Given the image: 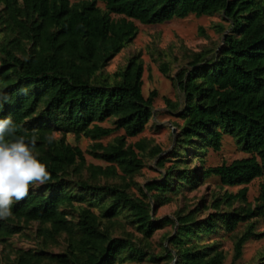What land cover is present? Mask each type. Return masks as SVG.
Listing matches in <instances>:
<instances>
[{
	"label": "trees",
	"instance_id": "16d2710c",
	"mask_svg": "<svg viewBox=\"0 0 264 264\" xmlns=\"http://www.w3.org/2000/svg\"><path fill=\"white\" fill-rule=\"evenodd\" d=\"M190 15H220L227 26L217 24L223 40L189 51L174 76L171 61L159 64L182 94L166 99L181 122L172 151L159 157L158 145L127 140L154 117L157 92L143 95L142 52L114 73L106 68L137 38L135 22L155 26ZM0 93L9 98L0 118L11 117L26 142L37 136L34 155L51 176L0 220L5 248L36 229V249L11 247L4 264H224L225 234L237 264L249 241L264 238V185L254 203L247 199V186L264 177V0H0ZM107 121L114 127L101 126ZM120 130L108 145L98 142ZM70 135L91 140L86 153L108 166L88 164ZM225 135L250 157L206 168L202 156L220 152ZM156 158L162 178L141 186L136 178ZM211 177L221 192L188 199ZM174 202V218H158ZM168 226L173 231L155 253L150 240Z\"/></svg>",
	"mask_w": 264,
	"mask_h": 264
},
{
	"label": "rangeland",
	"instance_id": "374dc122",
	"mask_svg": "<svg viewBox=\"0 0 264 264\" xmlns=\"http://www.w3.org/2000/svg\"><path fill=\"white\" fill-rule=\"evenodd\" d=\"M224 24L227 26L220 15L215 16H202L196 17L190 15L185 19H173L162 25H143L139 22H135L139 29V33L134 42L122 50V52L116 56L106 68L108 73H114L119 68L125 66L128 58L136 53L142 52V58L145 64L144 72V85L143 95L148 98L151 92L156 91L157 97L154 102V117L150 121L146 130L136 138H128V143L134 144L139 141H143L147 144L158 145L163 150V153L159 157L167 156L174 147V140L176 135L175 123H180L177 114L172 112L166 105V99L171 101H181L182 94L173 85L172 81L167 79L159 69V64L162 61H171L172 63V76L178 70L179 66L183 64V59L189 51H200L204 46H214L223 40V35L216 27L217 24ZM204 31V34L202 33ZM106 128L114 127L113 122L107 121L101 124ZM124 135V131L120 130L115 132L107 138H103L98 142L103 145H108L113 140ZM68 141L73 146H78L85 152V157L88 164L102 166L106 168L107 163L95 159L88 155L86 152L93 144V142L86 138L77 139L75 136H68ZM250 155L242 152L237 146L234 139L225 135L223 139V147L220 152L208 150L203 156L204 165L206 168L219 166L223 163L231 164L235 160L249 158ZM159 159V158H158ZM158 159L146 161L145 168L142 170L136 180L141 186L146 183L159 180L162 178L164 169L157 166ZM196 164H200L196 162ZM169 165V164H168ZM167 165V166H168ZM264 185V177L254 180L248 187L247 199L248 202L254 203L255 199L260 195L261 187ZM221 187L219 178L211 177L206 181V184L199 190L188 195V199L195 200L194 197H200L207 189L210 191L217 190ZM242 187H224L222 190L237 193ZM136 191V190H133ZM137 192V191H136ZM138 193V192H137ZM179 205L174 202L167 206H164L158 211V218L164 217L174 218V212L178 209ZM95 213L98 210L93 209ZM205 215H203L204 217ZM35 227H29L24 233L15 236L9 241L8 246H0V264H4V257L13 250H29L36 249V237ZM128 230L133 232V229L128 226ZM258 230L264 232V221L260 220L258 224ZM173 228L171 226L157 232L150 243L155 249V253L161 252L162 237L167 233H172ZM215 236L203 240L201 243L212 241ZM224 241V249L226 251L227 259L224 264H231L233 257V245L229 235H221ZM168 246V243L165 242ZM57 251V249H56ZM262 256H264V238L261 240H251L247 243L243 258L237 262V264H254ZM11 257H14L12 255ZM123 264H138L137 262H126ZM143 264H148V261ZM161 264H173L169 261H163Z\"/></svg>",
	"mask_w": 264,
	"mask_h": 264
},
{
	"label": "clouds",
	"instance_id": "9594fccd",
	"mask_svg": "<svg viewBox=\"0 0 264 264\" xmlns=\"http://www.w3.org/2000/svg\"><path fill=\"white\" fill-rule=\"evenodd\" d=\"M8 99L0 93V108ZM17 130L11 117L0 118V220L12 216L14 202L25 200L32 186L44 185L51 179L47 166L34 155L37 136L33 134L26 142ZM55 136L52 133L48 142L52 143Z\"/></svg>",
	"mask_w": 264,
	"mask_h": 264
}]
</instances>
